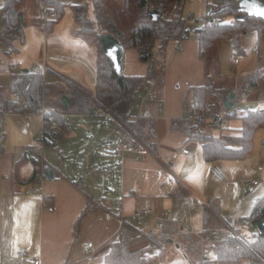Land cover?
<instances>
[{"label":"crops","instance_id":"obj_1","mask_svg":"<svg viewBox=\"0 0 264 264\" xmlns=\"http://www.w3.org/2000/svg\"><path fill=\"white\" fill-rule=\"evenodd\" d=\"M66 1L69 6L63 19L71 11L70 21L73 20L75 23L71 5L80 4L86 0ZM116 1L123 4L124 0ZM4 3L5 0H0V12ZM36 11V17H38L40 9ZM63 19L52 24L49 31L33 20L34 27L29 28V32L25 34L24 43L16 42V49H7L0 44V93L2 96L11 100L17 99L15 94L9 92V85L14 74L26 69L53 83L57 81L56 73L59 72L85 85L88 84L89 87L95 84L97 53L92 62L86 58V53L84 57L71 53L69 48L78 49L77 40L81 38L75 34L76 28L73 25L64 27ZM203 24L195 23L194 29L186 25L188 37L184 39L181 49H177L176 42L169 45L164 80L153 87L154 101L137 102L132 110L138 117L149 116L156 120V141L163 161L156 160L148 153L137 158L136 153H123L117 150L116 145L112 149L114 163L109 164L106 170L109 175L118 177L120 181L117 204L116 206L107 205L104 202L105 199L101 198L112 211L91 212L83 222L77 240L73 233L74 222L85 208L88 194H92L95 188L91 173L87 170L88 172L83 174V171L72 178L65 173L62 175L54 172L50 166L53 163L46 157V151L49 148L42 146L48 163L42 162L38 182L28 183L33 167L29 161H24L23 157L27 147L42 145L40 134L44 128L43 114L8 113L0 107V264L102 263L111 245L121 240L122 221L120 219L135 214L139 210H147L151 214L148 219L149 225L140 226L143 232L149 231L148 227L151 224L156 226L158 217L165 212L164 209H168L172 210V218L165 221L163 227L170 236L179 233L181 226L177 220L180 218L176 216V210L178 211L182 206L183 198L173 195L178 188V183L182 181L192 187L197 185V188L201 189L204 186L202 182L204 174L212 175V166L219 162H207L203 156L202 145L200 146L198 142H188L185 134L171 128V121L174 118L191 114L193 88L207 82L205 62L200 56L199 42L195 35V29L199 26L203 27ZM69 42L71 44H68ZM18 45L24 48L22 58H18L20 56ZM229 45L228 56L235 57L231 43ZM219 51L222 55V47ZM250 55H258L263 62L258 60L256 63ZM244 56L239 61L237 80L229 81L228 84L220 87L224 88L226 96L231 93L236 94L235 105L240 102L242 105L247 103L245 106H256V109L262 110L264 109L262 107L264 106V86L249 88L242 77L245 68L249 67L254 70L258 67L262 68V75H264V31L258 34L256 43L252 42L251 47L245 49ZM246 60L247 64L244 65ZM147 71L148 63L140 60L139 53L134 49H125L123 72L145 75ZM245 76L248 77L249 74ZM242 81L244 83H241ZM248 107H245L244 111L242 109V113L238 115L253 109ZM232 111L235 110L230 109L217 115L222 118L223 126L213 129L211 124L213 122L217 124V122L213 121L212 114L208 110L205 127L213 129L212 136L241 135L242 120L226 118ZM89 117L93 118V113L90 116H66L71 127L70 135H75L78 141L82 140L83 134L81 132L75 134L72 127L79 123L77 125L83 129ZM95 120L103 123L97 118ZM103 124L111 127L112 131L115 130L112 125ZM115 134L118 140L119 132L116 131ZM103 140L107 141L108 138L104 136L101 138V141ZM184 148L190 150L189 154L182 153ZM174 155L176 157L170 159ZM229 161H233L231 168L236 169V173L229 171L230 176L239 180L240 177L242 178L240 166L237 163L234 164L235 160ZM81 178H86L85 190H80L76 186V181ZM44 195L54 199V209L44 207ZM188 208L189 205L186 207L187 211ZM84 242H92L93 248L86 250L83 247ZM148 245V237L141 232L134 233L129 242L131 249L145 248ZM172 245L175 243L167 242L164 249H169ZM21 248L26 249L25 258L17 255Z\"/></svg>","mask_w":264,"mask_h":264},{"label":"trees","instance_id":"obj_2","mask_svg":"<svg viewBox=\"0 0 264 264\" xmlns=\"http://www.w3.org/2000/svg\"><path fill=\"white\" fill-rule=\"evenodd\" d=\"M21 1L5 0L1 9L3 28L0 30V44L7 49H16L17 41L24 43L26 21ZM68 6L66 0H37L34 4L36 9L47 7L51 14L55 15L48 19L46 31H49L52 24L63 19ZM71 8L77 24L75 34L85 42L95 43L97 46L94 87L91 88L64 73H56L57 81L53 83L32 72H19L13 75L9 85V92L15 94L17 99H7L0 93V107L5 112L32 114L41 113L42 109L46 110L42 145L27 147L23 157V160L29 161L33 167L28 183L38 182L42 162L48 163L42 146L60 149L65 138L70 136L71 127L66 116H90L98 107L110 112L123 124V128L116 130L117 132L129 131L145 147L149 155L160 162L163 161L156 141V120L149 116L138 117L132 110L137 103L136 96L144 85L155 83V86L163 82L169 45L188 37L185 0H124L123 4L116 0H86L71 5ZM153 9L158 11L157 20L150 17ZM205 16L203 27L195 29V35L199 42L200 56L205 62L207 82L193 88L191 114L174 118L171 121V128L185 134L188 142L200 143L207 162L244 159L253 151L257 131L264 127V109H249L242 115H238L237 111L228 113L226 118L229 120L232 118L242 120L239 136L214 137L207 134L204 127L210 97L216 95L220 101L226 100L224 88L210 84V70L218 72L220 43L224 40L230 41L237 57L244 56L242 35L251 29L264 31V19L252 16L240 18L243 13L238 10L234 0H210ZM223 17L228 20L216 25L212 23L215 18ZM34 21L42 25L39 14ZM105 34L113 35L125 49L136 50L140 60L148 63L147 73L145 75L118 73L100 44ZM262 76L264 75L260 67L249 74L246 78L249 88L264 86V82H259ZM53 121L56 123L55 129L50 127ZM211 126L214 129L217 124L213 122ZM50 166L54 172L63 173L56 165ZM173 195L187 198L193 195V191L180 181ZM43 204L48 209L55 207L54 199L47 195L43 196ZM97 211L112 210L101 198L88 194L86 206L74 222L73 233L76 240L87 216ZM220 218L222 219L214 211L211 203L203 205L201 234L208 233L210 225ZM263 218L264 196L257 200L252 213L242 223L256 225ZM222 221L225 223L223 229L226 236L243 231L233 223ZM140 226L145 227L141 223L125 219L122 223L121 240L111 245L103 262L99 264H154V261L147 257L152 256L147 250L159 248L161 257L166 243L175 242L163 226L156 233L150 230L143 232ZM137 232L148 237L147 247L130 248L129 242ZM180 241L199 256L201 245L198 237L182 236ZM175 243L181 245L179 241ZM209 249L213 256L207 257L200 264H242L243 261H247L248 264H264V233L259 232L257 235L242 233L239 237L215 243Z\"/></svg>","mask_w":264,"mask_h":264},{"label":"rangeland","instance_id":"obj_3","mask_svg":"<svg viewBox=\"0 0 264 264\" xmlns=\"http://www.w3.org/2000/svg\"><path fill=\"white\" fill-rule=\"evenodd\" d=\"M34 1L35 0H22L20 2L21 6H23L26 21L25 34L29 32V28L34 27L33 20L36 17L37 12L33 5ZM209 1L210 0H185L186 25L193 27L192 29H194L195 23H204V19L206 17L205 15L207 13V3ZM190 13L192 15V20L188 18ZM71 14V11L67 13L66 17L62 21L64 22L63 25L64 27L73 25L74 28H77V24H75L73 20L70 21ZM220 19L222 20V18ZM2 28L3 20L0 12V29L2 30ZM259 33V31L251 29L242 35V46L244 49H248L249 46L251 47L252 42L256 43ZM68 37L71 38V36ZM71 42L68 44H71ZM229 42L230 41L228 40H224L220 43V49L222 47V55H220L219 51L217 61L218 72H215L212 69L210 70V84L212 85L224 86L228 84L229 81L237 80L238 69L240 68L239 61L245 56H228V50L230 46ZM77 43L79 44V48L74 49L73 47H70L69 50L71 53H77L79 56L83 57L84 53H86L87 59L90 61L95 59L94 56L95 53H97V46L95 43L84 42L81 39H78ZM18 46H20L19 49L21 50V52L19 50L20 56L18 58H22V55L24 54V48H22L21 45ZM252 56L256 63L258 60L262 61V58H260L258 55ZM252 56L250 55V58ZM246 64L247 60L244 62V65ZM254 71L255 70L252 67L245 68L242 80L246 81L247 77L245 75L248 76V74H251ZM243 81L241 83H244ZM93 87L94 85L91 86V88ZM208 102V108L212 114L211 116L214 114L221 115L228 111L224 105V102H220L218 96L216 95L211 96ZM245 105H247V103L242 105L240 102L231 109L237 111V113H242L241 110L243 109L244 111V109H246L245 107H248ZM262 107H260V109H262ZM248 108L256 109V106H251ZM95 119L94 117L87 118L86 125L83 129L79 128L77 125L79 123H77L75 127H72V131L75 134H79L80 132L83 134H81V141H78L75 135L67 136L62 142L63 145L60 146V149L49 148L46 151V157L50 162L59 167L63 173L72 178L76 177L78 173H82L84 171L83 174H86V172L89 171L95 184V188L93 191L91 190L92 194L99 198L105 199L104 202L107 205L116 206V201L118 199V195L120 194V181L118 177L109 175L108 171L106 170L109 164L114 163L115 158L112 157V149L116 147L118 141L115 134L116 131H112L111 127ZM204 131L207 134L212 135L213 129L211 128L210 130L208 127H205ZM104 136L108 138L107 141H101V138ZM198 144L201 146L200 143ZM93 145L94 149H92ZM235 161L234 164L237 163L240 166L239 169L243 179L240 177V179L237 180L230 176L229 171L236 173V169L231 168L233 161L221 160L218 162V164L226 172L230 183L219 182L213 177V175L205 173L204 178H202L204 186H202L201 189H198L197 185H195V187L188 185L193 191V195L183 198V202H181L182 206L178 211L176 210V216L180 218L177 220V222L179 223V226H181V230L179 229V233L173 235L174 237L172 236L174 241H179L181 245L174 242L175 245H172L169 249H164L161 257H159L158 261H154V264H200L201 259L203 258V249L208 250L207 257L213 256L211 249H209L210 246L224 241L223 237L226 236L223 229L225 227V223L222 220L235 224L238 229L243 230L248 235L256 232V226L242 223V221L245 222L244 220H247L248 216L252 213L257 200L264 196V127L259 129L255 135L252 153L244 159H236ZM259 165L263 167L262 173L260 175L261 181L258 185H250L248 181H251L257 177ZM209 203H211L214 211L218 213L222 219L220 218L215 220L210 225L209 232L202 235V208L203 205ZM188 205L189 208L187 211L186 207ZM164 210L165 212H163L161 216L163 217L164 214L167 213V216L165 217V221H167L172 218V210ZM160 217H158L157 225L154 226V224H151L148 229L153 230L155 233L158 232L161 228L160 226L158 228ZM165 221L163 223H165ZM142 225L147 227L149 225L148 220L147 224ZM186 227L189 228V231L183 229ZM216 232L220 233L221 235L218 241L212 242L202 240V238H210V240H212V236H214ZM189 235L196 236L200 239L201 246L199 256L195 255L193 249H187L186 245L180 241L182 236ZM147 251L149 255H157L160 253L159 248H151ZM242 264L248 263L247 261H243Z\"/></svg>","mask_w":264,"mask_h":264},{"label":"built area","instance_id":"obj_4","mask_svg":"<svg viewBox=\"0 0 264 264\" xmlns=\"http://www.w3.org/2000/svg\"><path fill=\"white\" fill-rule=\"evenodd\" d=\"M54 16L55 15L51 14L50 10L47 7L40 10L39 18L42 20V27L44 29H46V24H47L48 19L52 18ZM188 18L189 19L192 18L191 13L189 14ZM226 20H227V18H225V17H223L222 20L220 18H215L212 23L216 25V24H219L221 21H226ZM183 41H184L183 38L176 41L177 49H181L183 47ZM19 65H21V62H19ZM259 82L260 83L264 82V76H262L259 79ZM154 84L155 83H149V84L144 85L142 87V89L138 92V94L136 96L137 102H143L146 100L154 101V99H155V94L153 91ZM42 110L43 111L41 113L43 114V117H44V112L46 110L45 109H42ZM93 116L99 120H102L104 123L113 125L115 130H119V129L123 128V124L120 121L116 120L115 117L110 112H108L107 110H105L102 107L96 108L93 111ZM211 118H213V121L217 122V126H220V127L223 126L222 118H220L217 115H213ZM50 127L52 129H55L56 123L53 121L50 124ZM44 135H45L44 130H42L41 134H40L41 140L44 139ZM44 147L45 146H43V148ZM117 149L121 150L123 153L124 152L136 153L137 158H141L142 156L147 154L145 147L138 140H136L132 136V134L127 130H122L119 132V137H118V141H117ZM189 152H190V150L188 148L182 149V153H184V154H189ZM175 157H176V155H174L170 159H173ZM262 170H263V167L261 165H259L257 177L251 181H248L250 185H258L260 183V181H261L260 175L262 173ZM211 172H212L213 177L217 181L222 182V183H229L230 180H229L226 172L223 170V168L218 163H216L212 166ZM76 186L80 190H85L86 178H81L80 180L76 181ZM150 216H151V214L149 211L139 210L137 213L132 214L130 216H127L125 218H121L120 220L122 221V223L126 219L128 221H133V222H137V223H141V224H147V220H148V218H150ZM166 216H167V213H165L163 217L161 216L159 218V220H160L159 226L160 227L163 226V224H164L163 222L165 221ZM262 221H264V218ZM253 226H256V225L254 224ZM183 229L186 231H189L188 227L183 228ZM242 233H245V232L244 231L236 232L235 234H231L228 237L227 236L223 237V240L225 241L228 238L239 237L242 235ZM254 234L255 235L259 234V230H258L257 226H256V232ZM212 237H213L212 240H210V238H208V239L202 238V240L203 241L216 242L220 239L221 235H220V233L216 232L214 234V236H212ZM84 247L89 250L93 247V244H92V242H85ZM202 254H203V258L201 259V262H203L207 258L208 250L203 249ZM17 255L21 258H25L27 256L26 249L25 248L19 249V251L17 252ZM147 257L151 258L153 261H158V259H159V255H152V256L147 255Z\"/></svg>","mask_w":264,"mask_h":264},{"label":"water","instance_id":"obj_5","mask_svg":"<svg viewBox=\"0 0 264 264\" xmlns=\"http://www.w3.org/2000/svg\"><path fill=\"white\" fill-rule=\"evenodd\" d=\"M237 3L238 10L243 13V16H240V18H245L247 16H252L256 18H262L264 19V15L261 13H264V2H261L259 0H234ZM211 12V8H209V13ZM150 17L152 20L158 19V11L153 9L150 12ZM100 44L102 46V49L110 59L113 68L118 72H123V57L125 48L122 45V43L115 38L111 34H105L100 40ZM23 72H29L28 69L23 70ZM235 98L236 94L231 93L226 96V100H224L225 107L230 110L232 107L235 106ZM65 102L67 100L65 99ZM256 226L260 233H264V221H259L256 223Z\"/></svg>","mask_w":264,"mask_h":264},{"label":"snow or ice","instance_id":"obj_6","mask_svg":"<svg viewBox=\"0 0 264 264\" xmlns=\"http://www.w3.org/2000/svg\"><path fill=\"white\" fill-rule=\"evenodd\" d=\"M262 15H264V13H261Z\"/></svg>","mask_w":264,"mask_h":264}]
</instances>
